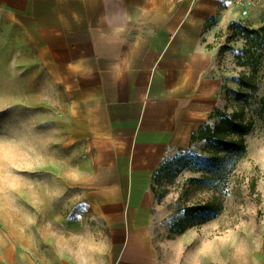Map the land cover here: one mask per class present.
I'll return each instance as SVG.
<instances>
[{
	"label": "crops",
	"instance_id": "1",
	"mask_svg": "<svg viewBox=\"0 0 264 264\" xmlns=\"http://www.w3.org/2000/svg\"><path fill=\"white\" fill-rule=\"evenodd\" d=\"M227 4L0 0V13L27 22L62 89L66 140L78 157L69 184L83 191L100 223L90 246L78 241L69 257L42 255L37 245L38 262L28 261L24 249L15 264H160L151 179L161 160L186 147L223 103L216 51L203 38L211 17L241 15ZM208 257L204 262L190 249L176 264H217Z\"/></svg>",
	"mask_w": 264,
	"mask_h": 264
},
{
	"label": "rangeland",
	"instance_id": "2",
	"mask_svg": "<svg viewBox=\"0 0 264 264\" xmlns=\"http://www.w3.org/2000/svg\"><path fill=\"white\" fill-rule=\"evenodd\" d=\"M230 15L210 20L203 40L216 51L220 108L241 116L249 127L245 154L222 192L195 180L200 176L197 166L152 180V239L160 264L180 263L190 249L204 262L212 260L210 255L217 264H264L259 258L264 255V47L253 77L255 88L242 87L241 73L249 71L237 62L245 40L235 28L236 23L264 27V2L249 9L246 17ZM46 65L27 22L0 13V264L23 260L24 249L28 261L38 262L32 250L37 245L42 255L69 257L78 241L90 246L100 225L83 191L69 184L77 150L66 140L62 89ZM190 149L207 153L203 141H195ZM204 203L217 212L214 218L200 223L199 216H183L185 206ZM181 225L182 233L173 231Z\"/></svg>",
	"mask_w": 264,
	"mask_h": 264
},
{
	"label": "trees",
	"instance_id": "3",
	"mask_svg": "<svg viewBox=\"0 0 264 264\" xmlns=\"http://www.w3.org/2000/svg\"><path fill=\"white\" fill-rule=\"evenodd\" d=\"M211 17L209 20H212ZM237 34L245 40L242 53L237 62L249 72H242L239 84L244 88H255L253 77L263 58L264 27H249L235 24ZM216 118V119H215ZM215 119L213 122L210 120ZM248 125L241 116L229 115L225 109L216 108L209 115L205 123L194 131L186 147L179 148L173 156L166 157L155 169L152 180L158 179L162 173L177 174L186 168L197 166L200 176L195 180H203L212 191L222 192L226 188L229 174L235 169L238 160L245 154L244 135L248 132ZM195 141H203L207 147L206 154L197 153L190 149ZM150 190L155 188L150 185ZM216 211L209 203L202 205H188L183 208L185 218H200V223L216 216ZM185 226L173 229L182 233Z\"/></svg>",
	"mask_w": 264,
	"mask_h": 264
},
{
	"label": "built area",
	"instance_id": "4",
	"mask_svg": "<svg viewBox=\"0 0 264 264\" xmlns=\"http://www.w3.org/2000/svg\"><path fill=\"white\" fill-rule=\"evenodd\" d=\"M240 8V14L246 17L249 13V9L255 7L257 4L264 2V0H226ZM264 252V247H263Z\"/></svg>",
	"mask_w": 264,
	"mask_h": 264
}]
</instances>
